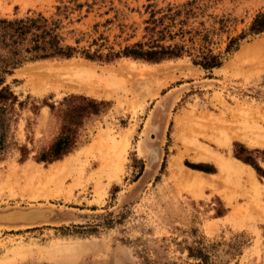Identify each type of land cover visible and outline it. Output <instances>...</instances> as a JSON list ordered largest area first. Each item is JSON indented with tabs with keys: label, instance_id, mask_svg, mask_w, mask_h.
Returning a JSON list of instances; mask_svg holds the SVG:
<instances>
[{
	"label": "rangeland",
	"instance_id": "1",
	"mask_svg": "<svg viewBox=\"0 0 264 264\" xmlns=\"http://www.w3.org/2000/svg\"><path fill=\"white\" fill-rule=\"evenodd\" d=\"M263 12L264 0H0L1 19L56 20L61 45L78 52L0 75L16 97L0 117V215L38 212L0 221V264H264V147L209 138L221 128L264 142V32L247 33ZM150 15L163 18L153 33ZM158 32L179 57L80 54L117 53ZM208 53L218 67L194 64ZM80 66L95 75L75 77ZM67 106L84 109L70 127L75 147L37 161ZM201 146L251 168L256 184L195 161Z\"/></svg>",
	"mask_w": 264,
	"mask_h": 264
},
{
	"label": "trees",
	"instance_id": "2",
	"mask_svg": "<svg viewBox=\"0 0 264 264\" xmlns=\"http://www.w3.org/2000/svg\"><path fill=\"white\" fill-rule=\"evenodd\" d=\"M147 23L152 28L146 29L153 33L156 25H161L162 17L153 19L150 15ZM58 22L53 19H46L37 14L34 17H25L22 19H1L0 18V75L9 73L11 69L18 67L21 63L29 60H44L51 58L68 59L78 53L74 47L62 46V39L58 34ZM164 28L161 30L163 33ZM158 32L157 40L149 39L148 42L135 43L130 47H125L122 51L113 53L108 52L105 55L95 50L89 54L86 51L80 54L88 60H97L109 62L119 57L131 58L134 60H142L149 63H156L163 59L177 58L180 56L182 47L180 46H162L158 42L164 38V34ZM264 32V12L256 15L248 28V34L257 35ZM244 34L237 39L231 40L226 47L229 51L236 41L243 39ZM151 38V37H150ZM203 69H212L219 66L217 56L210 53L199 56V61L194 62ZM2 80L0 79V85ZM85 101L84 99H81ZM16 97L9 91L8 86L0 87V117L5 114L10 106L7 104L14 103ZM94 103L86 101L87 106H94ZM92 110V109H90ZM94 112V110H92ZM92 112V113H93ZM84 109L81 107L67 106L63 111L64 123L60 128V133L55 141L36 158L37 161L51 162L58 160L60 157L69 153L75 147V136L70 129L71 125H75L81 118ZM89 113V112H87ZM3 144V131H0V146ZM247 162L248 159H243ZM252 167L256 169L254 165ZM193 168H198L193 166Z\"/></svg>",
	"mask_w": 264,
	"mask_h": 264
},
{
	"label": "bare ground",
	"instance_id": "3",
	"mask_svg": "<svg viewBox=\"0 0 264 264\" xmlns=\"http://www.w3.org/2000/svg\"><path fill=\"white\" fill-rule=\"evenodd\" d=\"M78 69H79V72H76L75 77L76 76H79V77L87 76V77H89V76L95 75V73H92V71L87 70L83 66L78 67ZM109 74L112 75V73H109ZM103 76L107 77V78L110 77V75H108V74L103 75ZM71 89L73 90L74 88H70V90ZM214 133L217 134L216 138H211V137H213V135L209 136V138L211 140H213L215 143H217V145H219V146L229 145L232 138L241 137L249 145H253V146L254 145H262L264 147V142L260 136H256V135H255V137H250V136H245V135L238 136L235 133H229L226 130H223L221 128L214 130ZM125 147H126V144L123 143V145H122L123 151H124ZM199 149H200L199 154L195 158V161L206 162V163H210V164L214 165L217 168L219 175L224 176V178L226 177L229 179H231V178L241 179L242 177H244L246 175L247 180L250 183H252L254 185L256 184L255 178L253 176V171L251 170V168L244 166L243 164L237 162L234 159L225 158L222 155H219V154L213 152L212 150H210L209 148H206L204 146L203 147L201 146ZM151 161H153V160H151ZM245 169L247 171L246 173H245ZM182 173H184V172L182 171ZM199 175L200 174L195 173V175L193 176V174L187 175V173L186 174L184 173L181 175V179H183L186 183H188L192 186L203 187L205 185H208L210 187H213L212 184H208L206 181L203 180V177L199 176ZM37 218H38V212H28V213L11 212L8 214L0 215V221H9V222L18 221V220L30 222V221L36 220Z\"/></svg>",
	"mask_w": 264,
	"mask_h": 264
}]
</instances>
